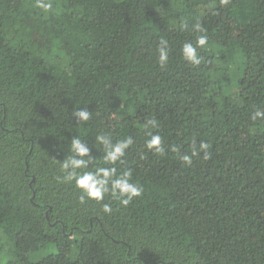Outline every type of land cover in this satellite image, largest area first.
<instances>
[{
	"label": "trees",
	"instance_id": "1",
	"mask_svg": "<svg viewBox=\"0 0 264 264\" xmlns=\"http://www.w3.org/2000/svg\"><path fill=\"white\" fill-rule=\"evenodd\" d=\"M50 2L45 12L0 0V264H264V119H252L264 99V0ZM204 34L193 66L182 46ZM102 133L133 140L115 165L143 188L127 207L110 195L82 202L57 180L75 136L92 149L90 169L112 166ZM149 133L163 153L146 148ZM193 147L190 167L172 151Z\"/></svg>",
	"mask_w": 264,
	"mask_h": 264
},
{
	"label": "clouds",
	"instance_id": "2",
	"mask_svg": "<svg viewBox=\"0 0 264 264\" xmlns=\"http://www.w3.org/2000/svg\"><path fill=\"white\" fill-rule=\"evenodd\" d=\"M35 6L48 12L53 5L50 0H35ZM192 30L196 33H206V29L200 24L192 25ZM208 41L206 34L198 35L196 43H184L181 49V54L185 61L193 66L201 64V57L197 49L203 48ZM169 41L163 37L159 39L157 44V63L160 67H165L169 62ZM79 122H87L90 119V111L87 108H80L73 112ZM253 120L264 119V111L257 110L252 115ZM149 126L155 128L156 121L148 120L143 127ZM149 139L145 141V146L148 150L154 151L157 154L163 153L162 137L159 134H148ZM96 142L103 146V163L112 165L109 167L97 165L94 169H90L94 158L92 149L84 143L79 136H75L70 140L69 154L59 161L61 171L64 173L61 177H57L58 181L74 184V186L81 191L80 199L83 202L85 198L101 202L106 195H110L113 200L119 201L121 206L127 207L135 197H140L143 194V188L138 183L132 182V170L124 169L117 174V163H124L123 158L127 150L133 144L131 137L113 142L110 135L102 133L96 136ZM208 144L204 141L200 142L199 151L205 153V159L208 158L207 149ZM173 152L179 155L180 161L185 166L190 167L193 163L192 157L197 156L199 152L193 147L191 155L182 154L179 149L173 148ZM103 211L111 213L112 207L110 204H103Z\"/></svg>",
	"mask_w": 264,
	"mask_h": 264
},
{
	"label": "rangeland",
	"instance_id": "3",
	"mask_svg": "<svg viewBox=\"0 0 264 264\" xmlns=\"http://www.w3.org/2000/svg\"><path fill=\"white\" fill-rule=\"evenodd\" d=\"M231 27L233 28L234 31H236L238 25H237L236 22H231ZM232 47H233V43H231V44L228 45V48H227V50H228V54H230ZM257 70H258L257 62H256V61H251V62L249 63L248 69H247V75L250 76V77H253V76L256 75ZM61 73H62V72H61ZM62 76H63V73H62L61 77H62ZM259 105H260V110H261V111H264V99L260 101ZM238 134H239L240 137H243L244 134H245V132H243V131H241V130H238ZM0 234H1V233H0ZM1 235H2V234H1ZM53 251H54V249H53ZM45 254H46V253L35 254L36 257H30V259H31L32 261H35V260H38V259L42 258L41 256H38V255H42V256L44 257ZM37 256H38V257H37Z\"/></svg>",
	"mask_w": 264,
	"mask_h": 264
}]
</instances>
